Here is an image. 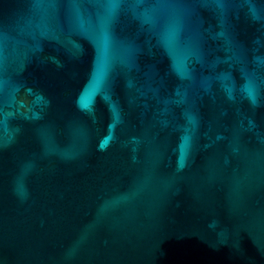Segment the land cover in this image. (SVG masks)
Listing matches in <instances>:
<instances>
[{"label":"water","instance_id":"95a60500","mask_svg":"<svg viewBox=\"0 0 264 264\" xmlns=\"http://www.w3.org/2000/svg\"><path fill=\"white\" fill-rule=\"evenodd\" d=\"M0 264H264V0H0Z\"/></svg>","mask_w":264,"mask_h":264},{"label":"snow or ice","instance_id":"6c2138e0","mask_svg":"<svg viewBox=\"0 0 264 264\" xmlns=\"http://www.w3.org/2000/svg\"><path fill=\"white\" fill-rule=\"evenodd\" d=\"M109 3L115 6L119 3V0H109Z\"/></svg>","mask_w":264,"mask_h":264}]
</instances>
